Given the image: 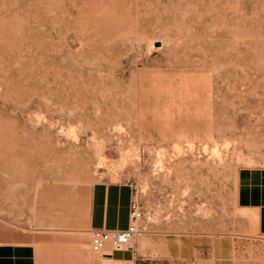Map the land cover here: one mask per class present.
<instances>
[{
    "label": "rangeland",
    "instance_id": "obj_1",
    "mask_svg": "<svg viewBox=\"0 0 264 264\" xmlns=\"http://www.w3.org/2000/svg\"><path fill=\"white\" fill-rule=\"evenodd\" d=\"M244 167H264V0H0V219L40 251L100 255L83 197L118 181L142 233L104 252L264 264Z\"/></svg>",
    "mask_w": 264,
    "mask_h": 264
},
{
    "label": "crops",
    "instance_id": "obj_2",
    "mask_svg": "<svg viewBox=\"0 0 264 264\" xmlns=\"http://www.w3.org/2000/svg\"><path fill=\"white\" fill-rule=\"evenodd\" d=\"M133 186L126 182L97 181L83 197L81 231L95 229L121 230L130 221ZM238 206L253 214L256 231L264 236V167H244L237 181ZM37 231L10 226L0 219V264H137L136 256L119 252H100L98 256L73 253L72 258H56V250L49 254L35 245ZM96 253V252H95ZM99 254V253H98ZM142 259V258H141Z\"/></svg>",
    "mask_w": 264,
    "mask_h": 264
},
{
    "label": "built area",
    "instance_id": "obj_3",
    "mask_svg": "<svg viewBox=\"0 0 264 264\" xmlns=\"http://www.w3.org/2000/svg\"><path fill=\"white\" fill-rule=\"evenodd\" d=\"M130 221L125 229L107 230L95 229L91 232V249L96 253L103 252L107 247L112 251H126L133 249V243L141 235L139 225L141 213L135 198L130 205Z\"/></svg>",
    "mask_w": 264,
    "mask_h": 264
},
{
    "label": "water",
    "instance_id": "obj_4",
    "mask_svg": "<svg viewBox=\"0 0 264 264\" xmlns=\"http://www.w3.org/2000/svg\"><path fill=\"white\" fill-rule=\"evenodd\" d=\"M157 46H160V42L157 43Z\"/></svg>",
    "mask_w": 264,
    "mask_h": 264
}]
</instances>
